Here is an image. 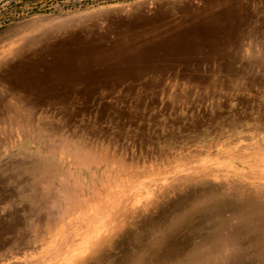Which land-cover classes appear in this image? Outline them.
<instances>
[{"label": "rangeland", "instance_id": "1", "mask_svg": "<svg viewBox=\"0 0 264 264\" xmlns=\"http://www.w3.org/2000/svg\"><path fill=\"white\" fill-rule=\"evenodd\" d=\"M208 1L0 0V125L14 115L15 100H27L52 138L108 152L111 159L95 170L98 180L111 181L103 174L107 169L111 176L123 173L138 193L139 206L149 204L115 238L107 264H132L125 251L140 250L148 257L159 250L155 242L165 234L166 260L151 258V264L186 259L214 223L205 203L197 204L203 194L227 200L223 215L234 223L235 204L252 200L264 209V0H237L238 16L229 32H199L183 47L157 45L205 18ZM66 52L90 56V61L80 59L88 63L78 68L86 74L92 64L100 74L56 87L51 79L39 80L25 93L11 91L6 76L18 61L43 58L49 63ZM47 66H37L32 74L45 75ZM2 132L0 196L7 198L2 205L19 204L28 221L18 231L29 233L34 228L30 220L45 214L39 174L50 155L42 138L17 137L6 127ZM80 173L87 182L89 172ZM92 193L84 190V196ZM61 227L55 229L57 239ZM39 229L46 231L44 224ZM248 233L240 241L241 255L229 263L261 264L252 244L257 232Z\"/></svg>", "mask_w": 264, "mask_h": 264}, {"label": "bare ground", "instance_id": "2", "mask_svg": "<svg viewBox=\"0 0 264 264\" xmlns=\"http://www.w3.org/2000/svg\"><path fill=\"white\" fill-rule=\"evenodd\" d=\"M236 2L238 1L209 0L206 3L205 10L207 11V16L205 18L185 24L184 28L179 27L181 32L177 35L170 37L164 34L166 37L158 41V47L161 49V47H164L165 45L172 46L174 43L181 44L183 47L189 43L188 40H192V38H194L196 34H199V32L212 34L223 31L229 32L231 29L230 23H232L233 20H237L238 16L237 10L233 8ZM218 8H220V10ZM146 22L147 21L144 23L146 24ZM165 47L168 48L167 46ZM96 51L97 50L95 49V52ZM84 54L78 52H66L63 54V57H59L58 55L57 57L54 56L49 63H46L47 61L45 62L43 58H37L32 62L21 59L16 66L11 68L10 73L8 75L6 74V79L10 82L9 88L12 92L14 91V93H25L28 88H31V84L34 85V83L39 80L44 82L51 79L54 81L56 87L64 82L70 83L76 81V79L81 80L83 77L98 76L100 70L96 69V67H91L92 64L88 65L90 66L88 69L86 68L88 70L86 74L82 73L83 69H81V67L85 65V62L89 60L88 58L90 57L83 56ZM84 57H86L87 60L81 61L80 59L83 60L85 59ZM62 59H64V63L60 62ZM78 61L82 62V64ZM43 63L48 65L47 67L50 68L49 72L45 70V75H33L35 68ZM87 63L88 61L86 64ZM78 65H81V67L78 68ZM110 72H112V70ZM26 101L24 102L25 104L16 100L12 103L15 112L12 110L14 115L10 118L8 116V118L6 117L8 119V122L6 123L7 125H2L3 123L1 124L2 126L0 125V143H4L1 134L3 133L2 131H5V127L14 130L17 137L20 136L18 133H23V135L31 138L44 139L45 148L50 155V158H47L44 161L39 174V181L43 186V191L46 195V200L42 203L44 204V209H42L45 214H43L42 217L30 220L35 228H33L31 232L19 233L18 230L23 224L27 223L28 218L25 217L22 212L23 209L15 200L9 203L10 206L4 208L2 204L6 203L7 198L0 196V264H107L109 259L112 258L107 253V250L113 245L115 238L117 236H122L125 226L128 224H134L131 222L139 213L140 207L145 206L146 208V205L148 206L149 204L146 203L145 205L142 204V206H139L141 200L138 193L135 192L133 187L126 183V180L123 178V173L119 172L115 176H111L113 172L106 168L107 170H104L105 172H103V174H106L105 176L109 177L111 181H109L107 185H104L102 181L98 180L95 170L99 168L101 164H106L111 159L108 152L90 144L84 145L67 139L52 138L49 129L39 122L40 118L35 117L33 109L26 104ZM55 157L59 159V162L53 160ZM81 171L89 172V179L87 182L79 178ZM126 173H129V171ZM87 188L93 192L90 197L84 196V190ZM214 191L216 190L214 189ZM182 194L179 196H182ZM204 195L205 194H203V196ZM175 197H177V195ZM202 197L200 196L196 198L197 204L203 205L205 203L204 207L207 210L209 209L210 213L208 217L214 222L212 223L213 226L205 233V236L203 235L204 238L202 241L186 259L174 261L172 264H231L228 260L234 255L236 256V254L241 253V247L244 244L242 245V242L240 241L244 238L246 233L249 235L248 232L251 230L257 232L256 239L252 244L253 246H257L259 256L262 260L261 264H264V233H262L264 209L258 207L255 204L256 202L254 203L252 200L245 201L237 206L235 204L233 210L235 209L234 212L237 215L238 220L234 223L223 215L225 207L227 206V203L225 204L227 200L224 202L223 200L219 201V198H217L219 200H213L210 196L206 199ZM204 201H207V203ZM230 201L229 204L232 203H230ZM172 204L174 205V203ZM188 216H190V214ZM40 224L45 225L46 231L39 229ZM60 225L63 227L60 228V232L58 233L60 237L57 239L55 236V229ZM167 236L168 235L165 234V236L159 237L156 240L155 243L158 245L157 249L159 250L154 251L155 254L152 251L153 254H148V257H145L142 251L134 249V253H129L127 251L123 253L131 259L132 264H151V258L156 260V263H160L161 261L164 262L170 250L169 245L166 243ZM143 238L145 239V237ZM199 239L201 240V238ZM124 244L125 239L121 242L120 247ZM240 255L241 254H239V256ZM115 264L121 263L116 261ZM237 264L242 263L239 262ZM254 264H256V261Z\"/></svg>", "mask_w": 264, "mask_h": 264}]
</instances>
